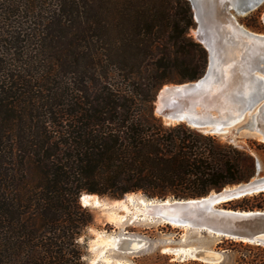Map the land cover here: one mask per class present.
Wrapping results in <instances>:
<instances>
[{
    "label": "trees",
    "instance_id": "obj_1",
    "mask_svg": "<svg viewBox=\"0 0 264 264\" xmlns=\"http://www.w3.org/2000/svg\"><path fill=\"white\" fill-rule=\"evenodd\" d=\"M195 27L187 0H0V264H86L82 193L199 199L255 177L250 152L154 113L206 72ZM224 206L264 211V193Z\"/></svg>",
    "mask_w": 264,
    "mask_h": 264
},
{
    "label": "water",
    "instance_id": "obj_2",
    "mask_svg": "<svg viewBox=\"0 0 264 264\" xmlns=\"http://www.w3.org/2000/svg\"><path fill=\"white\" fill-rule=\"evenodd\" d=\"M187 1L194 12L195 21L199 23V30H206L200 23V12L206 17L207 29L216 34V38H211L213 54L212 48L204 44L206 50H209L205 74L196 81L161 89L156 97V112L169 125L184 123L216 136L242 131L243 135L264 142V34L251 32L240 24L238 34H235L219 19L222 5L231 6L236 16H247L259 9L264 0ZM235 58L245 60L246 69L243 72L233 66ZM235 80L240 82L236 88L233 86ZM217 95L229 97L233 107H228L219 118L199 110L207 107ZM246 118L250 122L240 126ZM261 172L262 167L257 160L255 177L248 182L213 191L206 197L188 200L145 199L160 203L158 210L162 216H157L169 225L176 224L218 238L264 246V211L229 210L222 207L230 201L264 193V176L260 175ZM91 196L100 199L89 193L80 195L79 202L84 208L90 206L82 197ZM195 255L208 264L222 261V257L212 251L199 250Z\"/></svg>",
    "mask_w": 264,
    "mask_h": 264
},
{
    "label": "rangeland",
    "instance_id": "obj_3",
    "mask_svg": "<svg viewBox=\"0 0 264 264\" xmlns=\"http://www.w3.org/2000/svg\"><path fill=\"white\" fill-rule=\"evenodd\" d=\"M219 19L223 25L232 30L235 34H238V24L251 32L264 34V3L259 9L247 16H236L231 6L222 5L219 9ZM195 24L196 27L190 29V36L205 47L204 43L201 42L199 38V23L195 21ZM248 25L254 28L248 27ZM244 61L245 60L242 58H235L233 66L238 67L243 72V70L246 69ZM239 83V81L235 80L233 86L236 88L239 86ZM176 85L179 84H169L164 87H174ZM154 105L156 109L158 104ZM228 107H233L232 100H230L229 97L217 95L210 100L207 107L199 110L203 113L209 112L214 118H219ZM155 109L154 113L156 117L160 118L165 125H169ZM248 122H250V120L246 118L240 126ZM217 137L223 142L230 143L250 152L260 162L262 167L260 175L264 176V142L256 137L245 136L242 131L238 134L229 133L225 136ZM135 195L137 198H147L142 193H136ZM100 199H102L101 201L103 203L110 205L116 201L108 197H100ZM125 199L126 197L117 201ZM222 207L232 210L224 205H222ZM87 209L93 216V223L84 231L80 239L83 260L86 264H92L91 261L103 250V248H98L97 252H94L91 249V245L99 237V234L102 235L104 239L112 237L118 238L121 236L133 239V246L137 249L133 253H124L119 250L107 249L105 255L110 259L111 264H208L200 260L189 259L188 256L187 258L184 257L182 251L185 248L215 252L222 257V261L218 264H238V260L242 254H248L246 251L236 248L229 243L222 244V239H229L218 238L198 230L170 226L157 220L151 221L141 212L142 208L140 204L131 206V211L128 214L120 213L126 216L123 222L110 219L107 211L101 208H93L90 206ZM97 264L105 263L98 262Z\"/></svg>",
    "mask_w": 264,
    "mask_h": 264
},
{
    "label": "bare ground",
    "instance_id": "obj_4",
    "mask_svg": "<svg viewBox=\"0 0 264 264\" xmlns=\"http://www.w3.org/2000/svg\"><path fill=\"white\" fill-rule=\"evenodd\" d=\"M199 14H200V23H201V25H203L204 29H206V30H203V32L199 30L200 41L203 42L206 46L209 45V47L212 48L211 54H213V47L211 45V38L212 37L216 38V36H215L216 34H214V32L211 31L210 29H207L208 22L206 20L205 15H203L200 12H199ZM168 88H171V87H168V86L164 87V89H168ZM166 123L169 124L168 121H166ZM86 198L87 199L84 200L86 204H89V206H91L93 208H101V209L107 211V213L109 214V218L112 220L123 222L125 220L126 216L123 214H120V213L128 214L131 211V206H135L136 204H140L141 208H142L141 212H143V215L148 217V219H150L151 221L157 220L159 222L166 223L165 221H163L161 218L158 217V216H162V212H160L158 210L160 203L155 201V200H147V199L142 198V197L137 198L135 194H128L126 196L125 200H120V201L116 200L110 205L107 203H103L96 196H91V197H86ZM170 226H175V227L184 228V229H190L188 227H185V226L183 227V226H179L176 224H171ZM132 242H133V239L126 237V236H121L118 238L112 237V238L104 239V237L99 234V237L91 245L92 246L91 249L94 252L95 251L97 252L98 248H103V250L99 253L98 256H96V258H94L91 261V263L97 264L98 262H104L105 264H111L110 259L105 255L107 249L119 250V251H122L124 253L135 252L137 249H136V247L133 246ZM198 251L199 250H197L195 248H185V249H183L182 252L184 253V257H186V258L188 256L189 259L202 261L200 258H198L197 255H195V253ZM200 251L206 252L207 250H200ZM215 254L218 255L217 253H215ZM218 260L219 259H217V261H216L217 263L219 262Z\"/></svg>",
    "mask_w": 264,
    "mask_h": 264
},
{
    "label": "snow or ice",
    "instance_id": "obj_5",
    "mask_svg": "<svg viewBox=\"0 0 264 264\" xmlns=\"http://www.w3.org/2000/svg\"><path fill=\"white\" fill-rule=\"evenodd\" d=\"M87 198L86 197H82V200H86ZM85 206H87V205H85Z\"/></svg>",
    "mask_w": 264,
    "mask_h": 264
}]
</instances>
